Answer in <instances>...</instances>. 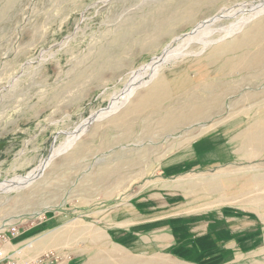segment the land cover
<instances>
[{
    "label": "rangeland",
    "instance_id": "374dc122",
    "mask_svg": "<svg viewBox=\"0 0 264 264\" xmlns=\"http://www.w3.org/2000/svg\"><path fill=\"white\" fill-rule=\"evenodd\" d=\"M262 1L0 0V187L41 169L0 191V227H21L13 247L264 264V15L191 45L73 137L198 23Z\"/></svg>",
    "mask_w": 264,
    "mask_h": 264
},
{
    "label": "bare ground",
    "instance_id": "6f19581e",
    "mask_svg": "<svg viewBox=\"0 0 264 264\" xmlns=\"http://www.w3.org/2000/svg\"><path fill=\"white\" fill-rule=\"evenodd\" d=\"M225 11L223 10V12L221 11V13H219L218 15L213 16L211 18H208V19L203 20L202 22L198 23L196 28L193 31H191L188 34H185L182 38H180L182 41L181 45H179L177 48H173V49H169L168 51H165L162 54V56H160L157 59L152 60V62H150L144 69L139 70L135 74L132 81L127 84L125 90H123L122 93L116 99H114L111 102L110 106L108 107V110H104L102 112H99V113L95 114L96 116L95 115L91 116L89 118V121L86 122V124L82 125L81 126L82 128L79 129V131L75 132V136H73L74 139L82 136L83 133H85V131L89 128V126L91 125V123L93 121L95 122V120H100L102 117L104 118V117L110 116L111 114L120 110V108L122 106H124V104L127 102V100L136 94L138 89L143 88L144 86H146L149 83V80H147L148 77L151 79L157 77L159 75V71L162 69V67L164 65L175 61L176 58L180 54L185 55L188 52V48L191 45H193L195 43H203L206 46L214 44L215 42H217V40L211 38V36L214 35L216 32L217 33L223 32V36L227 37L230 34L232 35V34L239 32L240 30H242V28L246 24H248L249 22H251L255 18L264 15V1H262L258 4H254V3L243 4L241 7L236 8L232 12H228V11L225 12ZM247 11H251V13L248 16H243L240 20H238L233 25L227 26L224 28H219L217 30H216V28H213V25L216 22L223 20L224 18H229V17L235 16V15L243 14L244 12H247ZM69 145H70V143H69ZM58 152H56V154H59ZM49 162H50V160L48 161V163ZM48 163L46 162V164H48ZM46 164L42 165L43 168L46 166ZM40 171H41V169L40 170L35 169L34 171L30 172L28 174V176L26 178H24L22 181L9 183L3 187H0V191L5 190V189H10V188L12 189L13 187L15 188L16 186L22 187L23 185H25L24 183H29V182L33 181V179L36 176H38Z\"/></svg>",
    "mask_w": 264,
    "mask_h": 264
},
{
    "label": "built area",
    "instance_id": "2783aa9c",
    "mask_svg": "<svg viewBox=\"0 0 264 264\" xmlns=\"http://www.w3.org/2000/svg\"><path fill=\"white\" fill-rule=\"evenodd\" d=\"M20 229L16 224H4L0 227V264H70L73 260L64 251L53 249L42 254L26 256L23 247H12L14 240L21 234Z\"/></svg>",
    "mask_w": 264,
    "mask_h": 264
},
{
    "label": "crops",
    "instance_id": "0c3cea01",
    "mask_svg": "<svg viewBox=\"0 0 264 264\" xmlns=\"http://www.w3.org/2000/svg\"><path fill=\"white\" fill-rule=\"evenodd\" d=\"M258 217V221L264 225V213L262 215L259 216V214L257 213ZM46 228V227H45ZM87 226H84V231H86ZM83 231V232H84ZM17 239V238H16ZM15 241V240H14ZM264 243V242H263ZM19 244V243H18ZM37 248H39V246H36ZM42 251H38V252H33V254L31 252H29L31 255H36L38 253H40ZM109 255V254H106ZM70 264H112V257L107 256L104 260H102L100 263H98L97 261L95 262H91V261H76L75 259L71 261Z\"/></svg>",
    "mask_w": 264,
    "mask_h": 264
},
{
    "label": "water",
    "instance_id": "95a60500",
    "mask_svg": "<svg viewBox=\"0 0 264 264\" xmlns=\"http://www.w3.org/2000/svg\"><path fill=\"white\" fill-rule=\"evenodd\" d=\"M50 157V156H49ZM47 159H48V157L45 159L46 161H47ZM47 167V166H46ZM46 167L45 168H43V171L46 169Z\"/></svg>",
    "mask_w": 264,
    "mask_h": 264
}]
</instances>
